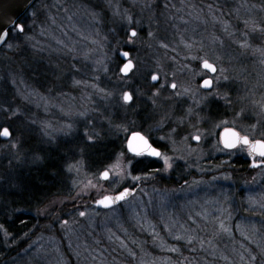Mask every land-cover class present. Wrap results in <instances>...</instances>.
Here are the masks:
<instances>
[{
	"label": "rangeland",
	"instance_id": "1",
	"mask_svg": "<svg viewBox=\"0 0 264 264\" xmlns=\"http://www.w3.org/2000/svg\"><path fill=\"white\" fill-rule=\"evenodd\" d=\"M251 1L35 2L27 12L26 30L21 19L22 30L14 27L24 32L19 45L14 48L8 38L0 48V135L4 128L9 131L0 150L12 175L16 173L10 166L20 167L16 170L23 171L18 177L23 180L44 160L54 163L61 169L59 201L66 193L79 203L135 184L142 176L133 173L122 150L105 163L107 182L101 178L103 169L91 170L81 159L80 147L98 141L99 123L104 121L100 109L109 104L127 114L117 117L118 124L109 122L112 132L128 137L142 127L161 144L156 159L160 170L154 177L168 182L180 169L194 178L176 188L148 183L118 207L99 210L88 205L48 219L35 227L24 246L10 252L12 245L2 243L6 234L0 225V258L9 252L0 264H180L184 249L198 243L206 251L204 246L213 244L204 241L206 229L244 238L253 229L246 223L264 222V166L252 170L248 179H234L231 164L247 152L243 146L227 150L220 141L227 126L252 139L264 137V68L239 67L248 57L255 62L259 58L247 56L243 48L244 28L254 12ZM118 42L133 51L131 58L139 63L127 77H122L116 60ZM26 52L31 55L26 57ZM203 60L217 66L211 91L201 89L209 76L198 66ZM39 62H46L44 68H36ZM151 66L154 71L145 86L144 70ZM155 73L158 90L175 83L172 96L154 101L158 94H149V83ZM127 88L133 104L121 106L117 100L123 101ZM183 96L191 97L193 106L185 116L197 110L193 122L186 119L201 138L197 144L187 145L188 130L176 126L177 115L173 120L168 116L174 112L168 97ZM209 99L213 104L206 108ZM150 102L158 108L156 116ZM65 142L73 149L66 163Z\"/></svg>",
	"mask_w": 264,
	"mask_h": 264
},
{
	"label": "trees",
	"instance_id": "2",
	"mask_svg": "<svg viewBox=\"0 0 264 264\" xmlns=\"http://www.w3.org/2000/svg\"><path fill=\"white\" fill-rule=\"evenodd\" d=\"M25 19H27V14L21 19L24 30L28 27L27 23H24L26 22ZM23 33L24 32H19L16 28L10 30L9 38L14 40V48L19 45V39ZM123 36L124 35L120 33V37ZM113 40L114 39H111V42H113ZM120 49H122V45L118 42L115 51L116 60L119 64L122 63L118 53ZM130 52L131 56H134L133 51ZM141 53L143 55L146 54L145 52ZM25 54H27V57L31 55V52L29 54L26 52ZM45 63L42 64L39 62L36 68H41V66L44 68ZM134 64L135 68H139V63L137 61H134ZM65 65L67 66L66 62ZM198 66L201 65L198 64ZM153 67L154 66H151L144 70L143 84H145V86L149 82V75L154 71ZM116 76H120L119 71L116 72ZM101 110L104 111L102 113L104 121L99 123L98 141L92 143L90 146L82 145V147H80L82 151L81 159L91 170L106 168V161L117 151L122 150L121 152L129 156V154L123 150L127 137L120 135L119 130H113L112 132L108 126L109 122L118 124V120H116L117 117L125 118L127 114L124 116L123 112L121 114V112L116 111V109L109 104H106L105 108L100 109V111ZM102 118L101 120H103ZM143 129L142 127H138L134 128L133 131L139 130L143 132ZM1 142L2 140L0 138V143ZM65 150V156H68L67 160H65L66 163L68 159H71L69 158V154L73 152L70 142H65ZM2 152L3 151L0 150V225L6 234V238L2 243L9 246L12 245L9 252L17 245L24 246L33 236L35 227L39 228L41 223L56 219L59 216L75 211L81 207L83 208L84 206L91 205L93 201L92 198H87L86 201L79 203L80 200L75 202V200H73L71 196L66 195V193L65 200L61 198L59 201L60 196L58 192H62V190L59 189L57 184H60L58 183V179H60L61 176V169L54 163L44 160L43 164L35 165V169L29 172L30 175L25 176L24 179L21 180L18 177L23 171L20 173L16 170L20 167H16L15 169L14 166H10L12 169L14 168L16 173V175L13 176V171L8 169L1 160ZM231 165L233 168H230V172L234 179H237L238 176L245 178L254 170L250 169L247 163L242 161V159H235ZM159 170L160 167L155 161L146 162L142 158H133L132 171L135 175L142 176V185L156 183L157 185H168L169 187L176 188L182 184L189 183L194 178L193 173L185 174V172L179 169L171 174V178L168 182H164L161 181V178L154 177ZM236 170H238V172ZM246 178L248 179V177ZM260 221L257 223L251 221L250 223H246V225L251 228L253 227V229L250 231V234H243L244 238L238 234L230 235L223 231L217 233L216 230L213 231L210 228L209 230L206 229L203 233L204 241L206 242L211 239L213 240V244L210 243L208 247L204 246L207 249L204 251L198 243H194V245L192 243L191 245L193 246L190 245L191 247L183 250L184 257L179 263L264 264V222L261 223ZM9 252L2 255L1 258L6 259ZM210 252H213L214 256H212Z\"/></svg>",
	"mask_w": 264,
	"mask_h": 264
},
{
	"label": "water",
	"instance_id": "3",
	"mask_svg": "<svg viewBox=\"0 0 264 264\" xmlns=\"http://www.w3.org/2000/svg\"><path fill=\"white\" fill-rule=\"evenodd\" d=\"M37 0H0V48L6 43L9 38L10 29L14 28L16 25L19 30H22V26L19 24V20L25 16V14L30 10ZM134 35V31L131 32ZM120 58L125 61L122 67V73L124 75L129 74V72L135 67L134 61L129 58V52L122 51L120 53ZM203 69L208 70L211 73L215 72L216 66L204 60L201 62ZM158 76L154 75L153 81H157ZM203 87L208 89L211 87V80L206 79L203 82ZM126 102L131 101V94L126 92L124 96ZM9 137V131L4 128L1 133V139H7ZM195 141H198L197 136L194 137ZM220 140L224 148L230 150L238 145L247 146V153L249 158L252 160L251 167L259 168L264 165V140L255 139L250 140L249 137L241 135L235 128L226 127L220 133ZM127 149L130 154L138 156H151L153 158H158L160 156V151L158 148L152 145L150 140L141 132H132L127 138ZM259 158V161H255ZM110 176L108 170H103L101 173V178L107 180ZM136 188L125 187L121 191L114 194H106L95 200L93 203L94 207L101 210L111 209L118 204L129 200L135 193Z\"/></svg>",
	"mask_w": 264,
	"mask_h": 264
},
{
	"label": "flooded vegetation",
	"instance_id": "4",
	"mask_svg": "<svg viewBox=\"0 0 264 264\" xmlns=\"http://www.w3.org/2000/svg\"><path fill=\"white\" fill-rule=\"evenodd\" d=\"M249 4H252L253 5V7H254V12H253V16H252V18H250L252 21H251V24H249V25H247V26H245V28H244V34H246L247 35V38H242V40H244V43H245V45L243 46V48H244V51H245V54L247 55V56H249V54L250 55H254V56H257V57H259V58H261L262 57V61H261V59H259L258 58V62L256 61H252L249 57H248V63H246V64H243V65H241V66H239L240 68H241V70H243L244 71V69L245 68H264V0H253V1H251ZM22 23V22H21ZM16 27V26H15ZM13 29H15V28H13ZM130 35L131 36H133L132 34H131V32H130ZM10 36V35H9ZM122 51H127V52H129V58L130 59H132L131 57V52L129 51V48L128 47H126L125 45H123L122 46V49L120 50V52H119V56H120V53L122 52ZM121 59V58H120ZM260 60V61H259ZM121 61H122V63H121V65H122V67H123V65L125 64V61H123L122 59H121ZM204 61V60H203ZM210 62V61H209ZM242 62H244V60L242 61ZM215 65V64H214ZM216 66V65H215ZM122 67L120 68V72H121V75H122V77H127V76H129L130 74H131V72H132V70H134V68L129 72V74H127V75H124L123 73H122ZM202 67V66H201ZM203 69V68H202ZM204 70H206V69H204ZM206 72L209 74V76L208 77H206L203 81H202V83H201V89L202 90H205V91H211L212 89H213V87H212V85H213V78H212V76L213 75H215V73L217 72V66H216V68H215V72L214 73H211V72H209L208 70H206ZM154 75H157L158 76V78H157V81L156 82H154L153 81V78H154ZM206 79H210L211 80V87L210 88H208V89H205L204 87H203V82L206 80ZM160 83V81H159V75L157 74V73H155V74H152V76H151V79H150V83L149 84H151L152 86V88H151V90L149 91V94L150 95H157L158 94V97L155 99L154 98V101H157L158 99H160L161 98V96H168V95H170L171 94V96H172V93L174 92V90H175V83H170V84H168V83H166V85H163V87L161 88V89H159L158 90V86H157V84H159ZM226 87V85H224L223 84V88H225ZM220 90V89H219ZM218 90V92H220V94L222 95V97L223 98H225V94L223 93V92H221V91H219ZM126 92H129L130 94H132V92H131V90L129 89V88H127L126 90H125V92H124V96H125V94H126ZM167 94V95H166ZM160 95V96H159ZM186 96V95H185ZM185 96H183L182 98H169L168 97V101H167V103L169 104V106H171L173 109H174V112H173V115H168L169 116V118H171V116H172V119L171 120H173V117H174V115H177V117L178 118H180V120L178 121V122H176V126H178L179 124L181 125L180 126V129H182V130H188L187 131V133L191 136V140L190 139H188L187 141H186V144L187 145H190L191 143H195V144H197V143H199L200 142V140H201V138H200V136H198L197 134H194V131H195V129L193 130V128H194V126L193 125H189V124H187V122H186V119H190V121H194L195 119H196V114H197V110H195L194 109V111H193V113H191L189 116H185V112L186 111H188V109H192L193 108V106L191 105V103H190V98L191 97H185ZM153 97V96H152ZM120 101V102H119ZM133 102V98L131 97V101L130 102H126L125 100H124V97H123V101L121 100V99H119V100H117V103H119L121 106H130V104H133L132 103ZM206 104H207V106H206V108H208V106L210 105V104H213V99H209V100H206V102H205ZM149 104V107H152V113L154 114V116H156L157 114H159L158 113V108H155V106L154 105H152L151 106V102L150 103H148ZM147 104V105H148ZM189 106V107H188ZM188 107V108H187ZM196 107V106H195ZM201 110H203V108L201 109ZM124 112V111H123ZM181 113H182V116H184V117H182V119H181ZM126 114V113H125ZM124 114V115H125ZM183 118H184V120H183ZM190 123V122H189ZM172 125L174 124V123H171ZM171 124H168L169 126H171ZM168 127V126H167ZM227 127H233V126H227ZM226 128V127H225ZM233 128H235V127H233ZM224 129V128H223ZM222 129V130H223ZM241 135H244V136H247V135H245L240 129H238L237 127L235 128ZM144 131L142 132V131H139V130H136V131H138V132H141V133H143L149 140H150V142L152 143V145L153 146H155L156 148H158L159 149V151H160V153H162V150H163V148H162V146H161V144H159L155 139H153L152 137H151V135H149L147 132H146V130L145 129H143ZM221 130V131H222ZM133 132H135V131H133ZM221 133V132H220ZM195 136H197L198 138H199V140L198 141H195V139H194V137ZM247 137H249V136H247ZM0 138H1V135H0ZM128 138V137H127ZM249 139L250 140H255V139H252V138H250L249 137ZM258 139H262V140H264V137H262V138H258ZM190 140V141H189ZM221 141V140H220ZM222 144V143H221ZM186 145V146H187ZM223 146V145H222ZM240 146H243L244 148H245V150H246V152H247V146H244V145H238V146H236L235 148H233V149H230V150H234V149H236V148H238V147H240ZM226 149V148H225ZM123 150H125L128 154H129V156H128V158L130 159V162H132V164H133V158H142L143 160H145L146 162H151V161H155L156 162V159L157 158H153V157H151V156H147V155H143V156H138V155H132V154H130L129 153V151H128V149H127V139H126V141H125V146L123 147ZM228 150V149H227ZM161 155V154H160ZM240 159H242V161H244L245 163H247V165L249 166V168L250 169H258V168H252L251 167V164H252V160L249 158V156H248V153H247V156H244V157H241ZM260 159L259 158H256L255 159V161H259ZM264 166V165H263ZM259 168H262V167H259ZM103 170H108V169H106V168H104ZM110 179V176H109V178L107 179V180H103V181H105V182H107L108 180ZM142 179H140V180H138L135 184H132V185H125V186H123L122 188H119V189H117V190H111V191H108V192H103L98 198H100V197H102V196H104V195H106V194H114V193H117V192H119V191H121L123 188H125V187H131V188H136L137 190H136V192L139 190V188L142 186V181H141ZM136 194V193H135ZM97 198V199H98ZM95 202V201H94ZM94 202H91V205L94 207V205H93V203ZM126 202V201H125ZM122 203H124V202H122ZM122 203H120V204H118L117 205V207L118 206H120V205H122ZM114 207H116V206H114ZM114 207H112V208H114ZM96 208V207H95ZM97 209V208H96ZM99 210H101V209H99ZM36 219V218H35ZM36 223H37V220H36Z\"/></svg>",
	"mask_w": 264,
	"mask_h": 264
}]
</instances>
